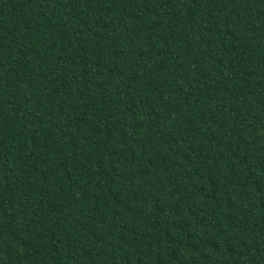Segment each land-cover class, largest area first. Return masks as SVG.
<instances>
[{
    "label": "trees",
    "instance_id": "obj_1",
    "mask_svg": "<svg viewBox=\"0 0 264 264\" xmlns=\"http://www.w3.org/2000/svg\"><path fill=\"white\" fill-rule=\"evenodd\" d=\"M0 264H264V0H0Z\"/></svg>",
    "mask_w": 264,
    "mask_h": 264
}]
</instances>
